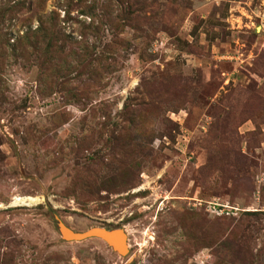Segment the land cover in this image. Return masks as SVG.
Wrapping results in <instances>:
<instances>
[{
	"label": "rangeland",
	"instance_id": "1",
	"mask_svg": "<svg viewBox=\"0 0 264 264\" xmlns=\"http://www.w3.org/2000/svg\"><path fill=\"white\" fill-rule=\"evenodd\" d=\"M0 264H264V0H0Z\"/></svg>",
	"mask_w": 264,
	"mask_h": 264
},
{
	"label": "water",
	"instance_id": "2",
	"mask_svg": "<svg viewBox=\"0 0 264 264\" xmlns=\"http://www.w3.org/2000/svg\"><path fill=\"white\" fill-rule=\"evenodd\" d=\"M63 237L70 241H82L88 238H100L107 242L121 255H127L128 236L123 228L107 229L105 227H92L82 232H76L65 224H60Z\"/></svg>",
	"mask_w": 264,
	"mask_h": 264
},
{
	"label": "bare ground",
	"instance_id": "3",
	"mask_svg": "<svg viewBox=\"0 0 264 264\" xmlns=\"http://www.w3.org/2000/svg\"><path fill=\"white\" fill-rule=\"evenodd\" d=\"M18 201H19V200H18ZM127 250H129L128 245H127Z\"/></svg>",
	"mask_w": 264,
	"mask_h": 264
}]
</instances>
